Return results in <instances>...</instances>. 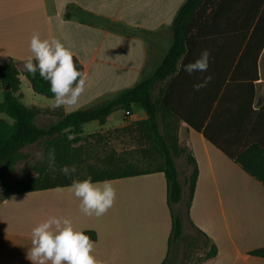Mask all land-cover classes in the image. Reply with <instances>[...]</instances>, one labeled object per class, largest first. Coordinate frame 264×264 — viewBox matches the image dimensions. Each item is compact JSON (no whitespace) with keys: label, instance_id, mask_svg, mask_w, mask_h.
<instances>
[{"label":"crops","instance_id":"crops-1","mask_svg":"<svg viewBox=\"0 0 264 264\" xmlns=\"http://www.w3.org/2000/svg\"><path fill=\"white\" fill-rule=\"evenodd\" d=\"M186 1L0 0V62L13 59L20 65L33 56L30 41L34 33L41 40L59 39L81 63L87 77L85 91L71 107L53 108V99L48 98L40 104L37 99L31 108L66 114L91 108L135 86L147 71L161 63L173 40V22ZM249 73L248 80L232 85L234 101L240 91L249 92L250 100L253 92L254 113L245 119L236 115V129L246 131L243 137L236 138L243 144H264V51L257 68L249 67ZM22 77L25 76H20L17 93L20 100L24 96ZM172 80L159 84L155 94L162 88L174 102L178 100L184 116L179 121V141L188 146L197 162L196 189L189 216L185 213V217L205 242L203 254L212 245L217 248L214 258L200 264H264V258L250 254L264 247V185L186 122L188 118L198 124L206 120L207 124L212 117L206 116L208 107L214 99L213 113L226 84L217 98L213 93L211 99L204 92L210 87L201 88L202 93L194 97L186 91L198 83ZM145 118L144 108L134 104L130 112H113L103 125L98 121L85 124L83 134L119 133V129ZM226 120V113H218L215 126H225ZM179 180L183 201L177 206L187 196L180 172ZM110 181L115 200L100 217L82 213L80 198L68 186L59 187L61 191L52 188L13 194L0 201V264H32L26 258L32 230L51 217L68 218L76 231L95 232L91 255L99 264H180L179 247L185 239V226L181 217L184 239L171 249L172 217L165 174L153 172Z\"/></svg>","mask_w":264,"mask_h":264},{"label":"trees","instance_id":"trees-1","mask_svg":"<svg viewBox=\"0 0 264 264\" xmlns=\"http://www.w3.org/2000/svg\"><path fill=\"white\" fill-rule=\"evenodd\" d=\"M205 49L210 52L208 70L192 74L184 71V65L194 62ZM263 51L264 0H187L178 10L173 22L171 46L155 69L147 71L135 86L122 90L114 97L107 98L91 108L69 114L26 106L17 95L21 86L20 75H24L30 81L35 93L53 99L50 84L44 81L38 72L34 77L25 72L24 62L19 65L13 59L1 61L0 82L3 85V99L0 101V114L7 115L11 122L0 118V201L13 194L69 186L73 178L83 180L91 177L93 182H96L163 172L172 217L169 241L172 249L173 245L184 239L183 221L175 211V207L183 201V189L175 157L185 156L187 163L192 166V172L186 178L187 217L196 189L198 167L193 155L190 152L186 153V150L176 143L179 121L184 120L178 100L174 102L162 88L156 96L155 89L169 78L175 83L193 84L202 83L206 76L211 75L212 80L207 84L210 88H205L204 92L212 99V94L215 93L214 98H217L226 84L225 92L214 112L212 113L214 99L208 107L206 116L212 114V117L207 124L206 120L198 124L188 118L186 122L203 133L209 142L264 185V144L251 141L243 144L236 138L243 137L246 131L244 128L236 129L239 122H236L235 117L238 115L245 119L254 113L251 107L253 92L250 100L249 92L243 94L240 91L236 98V101L242 102L239 105L234 101L232 86L238 80L249 79V67L257 68ZM73 60L77 69L83 71L81 63L75 56ZM239 69L241 72H238ZM173 89L171 88V91L174 92ZM202 91L191 89L186 93H191L195 97ZM243 102L247 104L243 105ZM134 104L144 108L146 118L119 131L134 134L139 142L147 147V151H155L160 157V163L156 168L144 171L121 170L123 167H120V164L114 166L111 162L109 166L116 169H92L80 177H65L59 171L62 166H76L81 162L84 147L77 144L92 136L83 134L85 124L98 121L103 125L113 112L118 109L130 112ZM45 113L53 114L58 119L45 126L39 125L37 119ZM218 113H226L227 118L225 126L219 128L215 126ZM36 143L44 145L45 156L50 148H55L57 170L53 172L47 169L48 163L45 159L36 176L10 180L17 164L26 157L22 150ZM84 234L89 235L93 241L96 240L95 232L86 231ZM250 254L264 258V247L252 250ZM216 255L217 248L212 245L203 261ZM163 264L168 263L165 261Z\"/></svg>","mask_w":264,"mask_h":264},{"label":"clouds","instance_id":"clouds-1","mask_svg":"<svg viewBox=\"0 0 264 264\" xmlns=\"http://www.w3.org/2000/svg\"><path fill=\"white\" fill-rule=\"evenodd\" d=\"M30 51L33 56L24 61L23 69L33 77L38 72L39 76L50 84L53 95L52 107L76 105L85 91L87 77L83 71L77 69L73 52L59 39L41 40L36 33L32 35ZM209 59L210 52L205 49L194 62L184 65V71L189 74L206 72L209 68ZM211 80V75L206 76L202 83L194 84L193 87L199 91ZM35 155L42 162L47 160L49 170L53 172L57 170L55 148H50L46 156L43 152H37ZM59 171L65 177L71 178L77 169L75 166L65 165L60 167ZM68 187L77 198H80V210L88 216L94 214L100 217L113 206L116 192L110 180L93 182L91 177L83 180L73 178ZM12 199L15 200V197ZM94 243L89 235L74 230L68 218L51 217L33 228L31 247L28 248L26 258L32 264H99L91 255Z\"/></svg>","mask_w":264,"mask_h":264},{"label":"rangeland","instance_id":"rangeland-1","mask_svg":"<svg viewBox=\"0 0 264 264\" xmlns=\"http://www.w3.org/2000/svg\"><path fill=\"white\" fill-rule=\"evenodd\" d=\"M22 79L23 82L21 90L24 96L21 97V101L26 106H34V104H37V99L39 100V104L43 102V99H48L44 95L35 93L32 89L30 81L26 77H22ZM0 91H3V85L1 82ZM33 95H35V97ZM0 117L4 120L10 121L8 116L5 114H0ZM57 119L58 118L53 114L45 113L38 117L37 123L39 125L45 126L52 121H56ZM178 130L176 131L177 136ZM176 143L178 146L183 147L186 150V153H189L188 146L182 144L179 141V137L176 139ZM77 145H83L84 152L81 156V162L75 166L77 171L72 174V177L86 175L88 171L92 169H116V167L113 168L112 166H109V163L111 162L114 166L120 164L119 166L123 167L121 170L136 171L154 169L160 163V157L155 151H147V147L142 145L134 134H128L122 130L119 133H113L110 135L109 132L95 133ZM37 152L44 153L43 144H32L22 150V153L26 157L17 164L10 180L16 181L29 176L37 175L38 169L43 165V162L37 159L35 155ZM175 162L183 180L184 189L186 190V178L190 176L192 172V166L187 163L185 156L183 155L175 157ZM186 200L187 196L183 204L175 207V210L179 212L184 220L186 234L182 245L179 247V254H182V262L180 264H200L203 261L205 255V252L203 254V245L205 242L199 238V234H197L194 228L191 227L185 217Z\"/></svg>","mask_w":264,"mask_h":264}]
</instances>
